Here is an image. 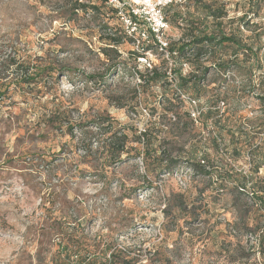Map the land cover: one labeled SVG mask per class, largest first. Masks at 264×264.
<instances>
[{
    "label": "rangeland",
    "instance_id": "obj_1",
    "mask_svg": "<svg viewBox=\"0 0 264 264\" xmlns=\"http://www.w3.org/2000/svg\"><path fill=\"white\" fill-rule=\"evenodd\" d=\"M75 1L100 12L74 14ZM205 1L225 11L222 31L235 34L244 47L234 61V50L223 46L207 50L199 66H181L182 77L202 80L197 92L187 88L204 115L195 122L167 80L146 82L152 68L159 77L178 69L150 39L144 52L127 36L117 46L119 57L100 53L106 36L127 32L122 19L130 10L152 19L142 0H118L114 6L103 0H0V264L82 258L106 264L113 257L111 264H232L191 261V247L212 225L199 224L204 209L229 211L235 215L231 228L255 231L243 220L250 215L255 225L250 194L264 189V0ZM179 10L185 18L196 11L188 0ZM189 35L171 20L162 34L172 44ZM12 60L25 66L42 61L53 73L43 75L40 91L29 92L19 83L24 70ZM219 101L225 103L221 118ZM62 111L70 112L71 133L66 126H43L44 116ZM98 117L126 135L118 158L107 153L114 130L105 123L95 127ZM218 132L231 154L211 147ZM163 153L177 159L175 166L188 167L190 153L207 158L215 171L225 165L236 182L219 184L193 169L182 188L175 178L161 176L164 164L156 157Z\"/></svg>",
    "mask_w": 264,
    "mask_h": 264
},
{
    "label": "trees",
    "instance_id": "obj_2",
    "mask_svg": "<svg viewBox=\"0 0 264 264\" xmlns=\"http://www.w3.org/2000/svg\"><path fill=\"white\" fill-rule=\"evenodd\" d=\"M106 4L108 0H103ZM186 1V0H184ZM189 2L193 3V6L195 7V14L186 13L185 15L179 10L180 7H182V4L179 3H171L166 6H164L161 9L162 15L164 17L165 22L168 25V22H180L183 24L184 28L188 29L189 38L187 39H180L176 43L172 44V42H168V56L174 60L178 64V69L176 72H174V79L176 80V88H174L175 91L179 93V96L183 95L184 97H188L191 99L198 100L196 98V95L194 96L187 94V88L190 86V88L193 89V91H198L200 89V86L202 85V80H196V78H193L191 80H188L186 77H182L180 68L184 64H193L195 63L197 66L202 64L201 59L205 57L207 54V50H217L220 49L223 46H229L234 50L233 58L232 60H236L238 52L243 51L244 45H242V41L239 37H237L235 34H226L222 31V21L224 18H226V13L223 9H220L216 6V2H207L205 0H188ZM72 12L75 14L78 11L88 13L90 12L92 14H98L100 12V7H95L93 5H83L78 3V1H75V4L71 7ZM172 11L171 17H168V12ZM113 12H118L117 9H114ZM127 17L131 20L132 23L137 25L140 28L145 27L146 22L144 20H141L138 16L133 15L132 12H128ZM210 20V21H209ZM232 20V19H231ZM212 23V25H215L214 27H209L207 24ZM238 31L241 29L242 25H237ZM240 32V31H239ZM127 32L121 31V36H117L115 33L109 34L106 36V41L104 47L100 49V53L104 56H108V52H112L114 54V57H119V53L117 51V46L121 44L123 39H128V35H126ZM149 39L152 41L154 46H158L156 39L154 38V35L150 30L148 31ZM131 40V39H129ZM141 45V51L144 52L145 50H148V45ZM250 56L253 55L252 49L249 50ZM211 55V52H209ZM134 56H140L138 53H133ZM12 62L11 65H15L17 70H24L23 78L20 79V84L22 86H25L28 89L29 92L31 90L38 89L39 84H44L43 75L46 73L50 75L53 73V69L49 65H43L42 61L36 60L35 63L32 65L25 66L22 62H16L14 60L10 61ZM219 65L221 66V69H229V66L223 67L225 65V62L221 61L219 62ZM31 71V72H30ZM172 72V71H170ZM150 77L146 80L147 83L154 82L155 80L164 79L165 77H159L156 69L152 68V70L149 72ZM141 76V75H140ZM91 79H94V77H90ZM100 80H103V78H100ZM15 87L18 86V84L14 85ZM32 86V87H31ZM22 89V88H20ZM186 89V90H185ZM1 93V92H0ZM177 98V96H176ZM183 102V100H182ZM209 112H206L207 114ZM211 113H209L210 115ZM203 114L200 115L198 121H200L203 118ZM197 121V122H198ZM43 126L49 127L51 129L56 130H62L61 128L66 126L69 133L72 132L73 125H70V112L68 111H62L61 114H57L56 112H51L50 115H46L42 119ZM214 126H219V120L214 119ZM93 124H95V127H101L104 123L107 124V127L109 129H113L114 132L109 137V145L107 149V153L109 157L112 158H118L119 154L123 152L125 149L124 147V139H126V135H121V131L116 130L115 127H112L111 121H109L108 118L98 117L95 121H92ZM146 133L141 134L140 138H143ZM221 135L219 132L217 135H214L211 138V147L214 148V151L216 154H221L223 152L229 153V149L227 148L224 143L221 146L220 138ZM139 140V139H137ZM234 150V149H232ZM231 152V151H230ZM165 153L161 155L160 157H156V159L160 160V162H157L161 167L162 164L164 166L161 168L160 173L161 176L165 174H171L174 171H177L181 168V166H175L178 164L177 159H172V157H167L165 159ZM232 156V155H231ZM189 157V163L188 168L192 170V173L194 174V170L196 169L197 174L202 175L206 178H215L216 182H219L221 184V181L228 182H236L233 176V170L229 169L228 172L224 171H215L214 168H211L212 166L211 162H208V159H200L198 160V157L194 154H191ZM201 161L205 163V165L201 164ZM191 166H194L193 168ZM208 167V169H206ZM224 178V179H222ZM241 185H244L243 182L240 181ZM236 185V184H235ZM240 191H243L241 188ZM257 195V193H251V201L254 205V207L257 209L255 210L258 214L257 217H255L256 220V229L255 231H261L260 235V242H259V253H260V261H262V264H264V189H262ZM262 217V218H261ZM259 222V223H258ZM261 222H263L261 224ZM258 224V225H257ZM248 232V231H247ZM251 232V231H249ZM74 257L78 258V255H74ZM68 260L70 259V256L67 257ZM92 260V259H91ZM113 259H110L107 261L106 264H111ZM51 264H100L98 261H87V259L82 258L78 261H51Z\"/></svg>",
    "mask_w": 264,
    "mask_h": 264
},
{
    "label": "built area",
    "instance_id": "obj_3",
    "mask_svg": "<svg viewBox=\"0 0 264 264\" xmlns=\"http://www.w3.org/2000/svg\"><path fill=\"white\" fill-rule=\"evenodd\" d=\"M108 1L109 3H112L111 5L118 3V0H108ZM142 2H143L142 7L151 9L150 13H152V19L148 20L145 17L141 18L142 14H140L139 11L138 13H135L133 12V10H130V12H132L133 15H136L141 20H144L146 22V25L145 27L140 28L134 23H132L131 20L126 16L122 19V21L125 24L127 34L129 37L133 38L132 42L133 43L135 42L137 44V47H141V45H143L144 42H147V40H149L148 31L150 30V32L153 33L154 38L157 41L158 46L156 47H158L161 52L167 53L168 55V52H167L168 42L162 36L163 31H165L168 28V25L164 20L161 9L168 4H171V3L183 4L185 1L184 0H160L156 4H152L150 0H142ZM137 10L138 8H136V11ZM241 29H243V27H241ZM183 66H186V65L184 64ZM165 78L171 87L176 88L177 82L174 79L170 71L166 73ZM181 98L184 99V102L187 105V115L191 118V120L197 122L200 115L202 114L201 109L199 107V101L188 98V97H184L183 95H181ZM224 106H225V103L223 101H219L216 105L215 110L217 111L219 118H221L223 115ZM228 163H230L229 159H227V164ZM201 164L205 165V163L202 161H201ZM181 169H186V168L181 167L179 170L174 171L171 174L167 173L163 175L162 177L175 178L179 186H181L182 188H185L187 181L189 179L188 174L191 172V170L187 168L186 170H184L185 172H183L182 174ZM206 169H208V167H206ZM228 234L238 239L243 237L245 245L255 257L256 261H254V264H262V261H260V253H259V242H260L261 231L243 233V232L236 231L234 228L230 227L228 228Z\"/></svg>",
    "mask_w": 264,
    "mask_h": 264
},
{
    "label": "crops",
    "instance_id": "obj_4",
    "mask_svg": "<svg viewBox=\"0 0 264 264\" xmlns=\"http://www.w3.org/2000/svg\"><path fill=\"white\" fill-rule=\"evenodd\" d=\"M223 171L228 172V167L223 165ZM205 202L209 203L207 200ZM197 217L202 220L199 224L202 223L204 225L210 220L212 225L204 230L201 229L203 232H201L199 241H195L194 247H191L193 249L191 261H230L232 264H234V261H256L254 255L240 239L228 234V228L232 227L231 220L235 217L231 212L215 211L214 214L204 209ZM251 221L252 216H245L243 220L245 228L255 230L256 223L251 226ZM172 244L173 242L168 245L170 250L172 249ZM181 245L185 250L191 251L190 248L185 247L184 242H181Z\"/></svg>",
    "mask_w": 264,
    "mask_h": 264
}]
</instances>
